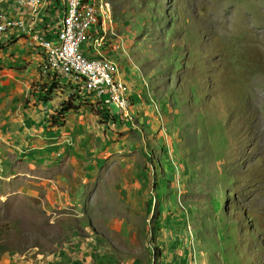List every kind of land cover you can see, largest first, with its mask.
<instances>
[{
  "label": "rangeland",
  "instance_id": "1",
  "mask_svg": "<svg viewBox=\"0 0 264 264\" xmlns=\"http://www.w3.org/2000/svg\"><path fill=\"white\" fill-rule=\"evenodd\" d=\"M104 1L127 52L111 59L134 84L136 124L108 125L82 84L49 82L46 95L90 109L100 130L83 170L104 172L89 185L104 189L69 209L71 191L57 185V228L39 203L10 191L0 247L75 234L106 239L119 264H264V0ZM107 214L115 227L87 220Z\"/></svg>",
  "mask_w": 264,
  "mask_h": 264
},
{
  "label": "crops",
  "instance_id": "2",
  "mask_svg": "<svg viewBox=\"0 0 264 264\" xmlns=\"http://www.w3.org/2000/svg\"><path fill=\"white\" fill-rule=\"evenodd\" d=\"M20 1L0 0V17L24 19L39 30L46 23L51 26L62 15L60 0H41L36 14L21 6ZM42 60V53L34 49L29 37L16 32L0 34V191L5 190L0 200L9 198V192L17 189V193L39 203L49 218V226L57 228L58 220L53 217L57 215V185L71 191L64 197L69 198L65 202L72 209L81 200L88 204L91 195L102 192V183L96 194L89 185H94L99 176L105 177V173L83 170L91 162L93 154L90 153L97 140L91 132L100 130L91 119L89 108L69 112L62 126H52L51 119H56L61 102L70 95H57V90L50 95L42 94L46 93L43 88L50 87L49 81L40 74ZM71 86L59 91H69ZM103 118L108 125L114 121L104 114ZM90 126L92 131L88 130ZM103 127L106 126H100ZM69 146L72 155L65 154ZM69 209L66 213L74 211ZM77 215L75 220H70L72 226L84 218ZM87 218L89 224L102 221H109V227L116 224L108 214L105 219L100 215ZM70 223L58 224L68 227ZM5 240L16 244L15 238ZM18 240L21 244L17 248L0 247V264H119L106 239L102 243L101 239L72 234L60 245L54 235H43L36 244H31L29 239Z\"/></svg>",
  "mask_w": 264,
  "mask_h": 264
},
{
  "label": "built area",
  "instance_id": "3",
  "mask_svg": "<svg viewBox=\"0 0 264 264\" xmlns=\"http://www.w3.org/2000/svg\"><path fill=\"white\" fill-rule=\"evenodd\" d=\"M62 15L39 30L24 19L0 17V34L7 32L27 36L35 50L43 55L40 74L49 82L70 81L83 85L101 105L106 118L135 125L129 95L131 82L111 59L114 52L125 51L124 41L115 28L111 7L104 0H60ZM21 6L38 13L41 0H21ZM81 85V86H82ZM115 104L119 112L112 113Z\"/></svg>",
  "mask_w": 264,
  "mask_h": 264
},
{
  "label": "trees",
  "instance_id": "4",
  "mask_svg": "<svg viewBox=\"0 0 264 264\" xmlns=\"http://www.w3.org/2000/svg\"><path fill=\"white\" fill-rule=\"evenodd\" d=\"M43 95H46L45 92L42 93ZM80 99V98H78ZM80 101V100H78ZM75 101H69L67 100L66 102H64L61 107H60V110L58 112V115L56 117V119H51V123H52V126H57V127H60L63 125V120H64V116L69 113V112H72V111H78L80 108L79 107H75L74 104Z\"/></svg>",
  "mask_w": 264,
  "mask_h": 264
}]
</instances>
